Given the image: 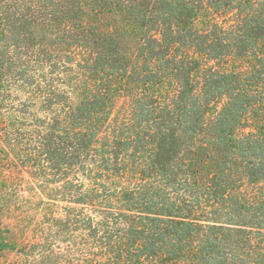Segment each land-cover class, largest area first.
<instances>
[{
    "label": "trees",
    "instance_id": "trees-1",
    "mask_svg": "<svg viewBox=\"0 0 264 264\" xmlns=\"http://www.w3.org/2000/svg\"><path fill=\"white\" fill-rule=\"evenodd\" d=\"M14 76L48 111L43 169L71 167L86 264H264V122L243 131L264 118V0H0Z\"/></svg>",
    "mask_w": 264,
    "mask_h": 264
},
{
    "label": "rangeland",
    "instance_id": "rangeland-1",
    "mask_svg": "<svg viewBox=\"0 0 264 264\" xmlns=\"http://www.w3.org/2000/svg\"><path fill=\"white\" fill-rule=\"evenodd\" d=\"M40 70L30 65L31 82L40 79ZM59 72L65 74L60 79L54 73L53 79L71 91L74 65ZM9 85L18 90L10 92ZM32 91L15 76L0 82V264H86L89 241L74 220L73 173L67 164L59 171L43 169L38 147L48 111L29 96ZM263 122L247 119L243 131H257Z\"/></svg>",
    "mask_w": 264,
    "mask_h": 264
}]
</instances>
